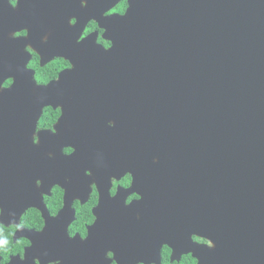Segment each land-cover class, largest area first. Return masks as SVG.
<instances>
[{"label":"water","instance_id":"obj_1","mask_svg":"<svg viewBox=\"0 0 264 264\" xmlns=\"http://www.w3.org/2000/svg\"><path fill=\"white\" fill-rule=\"evenodd\" d=\"M0 2V121L9 115L26 121L27 136L20 144L27 149V177L35 180L44 140L40 136L42 145L36 144L33 134L43 109L58 104L57 88L55 82L39 85L27 67L30 55H17L2 38L11 18H23L24 1L17 10ZM78 7L79 1L70 5L78 34L83 19L96 16L112 45L94 47L89 38L78 43L70 55L75 67L61 80L70 75L77 83L90 82L93 74H103L107 59L113 67L117 59L122 142L132 144V138L147 146L149 137L148 145L163 149L156 152L166 160L177 155L181 173L176 179L184 178L192 189L189 197L201 211L197 231L216 242L219 264H264V0H130L124 15L106 18L102 11L97 15ZM22 41L33 40H12ZM84 50L89 52L83 59ZM94 52L98 59L91 63ZM52 57L43 54V62ZM8 78L14 83L3 88ZM8 139L0 134V151ZM149 204L157 213L156 227L171 223L162 211L185 209L170 201ZM155 233L166 236L155 248L160 260L161 245L172 239L168 231Z\"/></svg>","mask_w":264,"mask_h":264},{"label":"flooded vegetation","instance_id":"obj_2","mask_svg":"<svg viewBox=\"0 0 264 264\" xmlns=\"http://www.w3.org/2000/svg\"><path fill=\"white\" fill-rule=\"evenodd\" d=\"M6 1L15 10L20 1L25 4V11L19 15L23 18H11L3 29L2 38L10 41L8 46L16 50L14 53L29 54V64L33 59L31 49L39 55L41 69L57 58L71 64L69 68L52 70L57 72V76L49 83L55 82L59 101L56 106L47 107L54 112L60 109V116L51 128L39 127L43 113L36 123L34 142L42 145L41 140H44V143L37 155L40 169L36 171L38 177L35 180L27 177V164L24 162L27 149L20 144L21 138L27 136L26 121L21 116L17 118L11 115L6 121H0V134L10 138L4 141L8 146L3 144L0 151V223L5 226L19 225L21 216L29 208L39 210L45 221L43 230L17 229L13 243L26 238L30 246H25L23 259L19 254L12 255L9 264H36L37 260L39 264H163L164 246L172 250L169 264H180L183 256L189 253L198 264H219L216 242L197 231V224L200 225L201 221L197 213L201 211L197 210V200L194 205V199L189 197L192 189L186 187L184 178L176 179L175 175L181 173L177 169V155L169 156L166 160L160 153L163 149L148 145L149 137L147 146L141 145L138 139L136 143L132 138V144L122 142L123 82L117 59L115 67L108 65L112 61L107 59L103 74H93L90 82L77 83L74 78L70 79V75L67 82L61 80V74L70 73L75 67L70 55L77 50L76 45L84 40L81 37L89 21L95 20L98 25L87 36L92 46L109 49L112 45L104 37L106 29L101 27L96 16L87 20L81 18L85 25L78 34L79 31L74 29L78 18L70 16V5L74 6L79 1L81 11L89 7L97 15L102 11V17L106 18L120 15H105L111 8L117 7L120 0H17L15 6L10 0ZM2 6L0 2V9ZM22 30L28 34L18 38L15 34ZM31 38L35 43L12 42ZM101 40L107 41L108 46L100 43ZM85 52L89 51H83V59ZM45 53L53 56L50 61L43 62ZM91 54L93 58L89 62L96 63L97 52ZM30 70L36 76V70ZM9 80H12L11 84H8ZM13 83L14 79L8 78L2 87L10 88ZM80 86H85V89L76 92L75 89ZM40 136L43 139L40 140ZM67 148L74 149V154L66 155ZM156 149L160 152H156ZM59 153H62L61 156ZM64 157L69 159L65 161L62 159ZM125 175L132 176L127 188L119 183ZM55 185L63 190L64 196L62 209L53 217L44 197L53 196L52 188ZM113 187L117 189L115 195L111 191ZM94 188L98 193V202L89 210L86 206ZM199 194L201 192L196 187L195 197ZM143 200H147L146 205L142 203ZM157 200L173 202L175 207L184 204L185 209L162 211L172 218L171 223L156 227L154 217L157 213L154 204L149 203ZM77 202L85 212H91L94 220L91 225L85 224L86 236L77 232L73 238L69 227L79 219L76 214ZM31 203L38 206H28ZM132 203L133 208L130 207ZM158 230L168 231L170 234L167 238L172 239L168 241L170 243L161 245L160 260H156L155 248L166 236L156 234ZM194 237L208 243H200Z\"/></svg>","mask_w":264,"mask_h":264},{"label":"clouds","instance_id":"obj_3","mask_svg":"<svg viewBox=\"0 0 264 264\" xmlns=\"http://www.w3.org/2000/svg\"><path fill=\"white\" fill-rule=\"evenodd\" d=\"M13 6L16 5L17 0H10ZM129 8L128 0H120V3L117 7H113L109 10V12L105 13L108 15L109 13L115 11V13H119L120 15L125 14L126 10ZM74 21V20H73ZM98 27L97 22L95 20L89 21L86 25V28L83 32V35L87 33H92ZM26 30H22L17 32L15 35L18 37L24 36ZM100 43L104 44L106 47L108 46L107 41L101 40ZM32 53L33 59L28 64V68L36 70L35 79L41 85H47L49 81L57 76L56 71H52L53 69L59 70V68H69V61L63 58H57L54 61L50 62L45 68L41 69L39 67L40 57L37 53L29 49ZM12 80L8 81V84H11ZM60 116V109H56L55 112L51 109V107H45L43 110V116L39 121L40 128H51L52 125L56 122V118ZM70 150L69 148L65 149ZM132 181L131 175H125L123 179L119 182L125 188L129 186ZM112 194H116V187L112 188ZM53 196L49 198L48 196L44 197L46 206L50 210V214L55 217L58 215L59 211L63 207V190L58 186L55 185L52 188ZM98 202V193L97 191L93 190L91 193V200L87 204V209H91L94 205ZM76 214L79 219L73 222L69 227V233L74 238L75 234L79 232L82 236H86L85 232V224L91 225L93 223L94 217L92 216L90 211L85 212L84 209L81 208L79 202L76 203ZM25 227L28 229H37L43 230L45 227V221L42 218V215L39 210L36 208H29L27 209L23 215L21 216V221L19 225H12V226H5L3 223H0V236L3 237L0 240V264H9L10 257L12 255L19 254L21 259L24 257V248L25 246H30V241L26 238H20L15 243H13V236L14 233L17 231L18 228ZM194 240H198L200 243L207 244V240H201L200 238L194 237ZM171 249L168 246H164L163 248V264H169V257L171 255ZM111 255V253L109 254ZM36 264H39V261H36ZM180 264H198L197 260L193 258V256L189 253L184 255Z\"/></svg>","mask_w":264,"mask_h":264},{"label":"snow or ice","instance_id":"obj_4","mask_svg":"<svg viewBox=\"0 0 264 264\" xmlns=\"http://www.w3.org/2000/svg\"><path fill=\"white\" fill-rule=\"evenodd\" d=\"M114 14H116L115 13V11H113V12H111V13H109L108 15H114ZM73 23H75V21H73ZM28 33L27 32H25L24 33V36H26ZM91 33H87L86 35H83L82 37H81V39H86L87 38V36L88 35H90ZM20 36L18 35V38H19ZM69 67H71V64L69 63ZM5 86H7V85H5ZM70 150H66L65 151V154L66 155H72V154H74V152H75V150L74 149H72V148H69ZM114 258V257H113Z\"/></svg>","mask_w":264,"mask_h":264},{"label":"bare ground","instance_id":"obj_5","mask_svg":"<svg viewBox=\"0 0 264 264\" xmlns=\"http://www.w3.org/2000/svg\"><path fill=\"white\" fill-rule=\"evenodd\" d=\"M158 158V157H157Z\"/></svg>","mask_w":264,"mask_h":264}]
</instances>
